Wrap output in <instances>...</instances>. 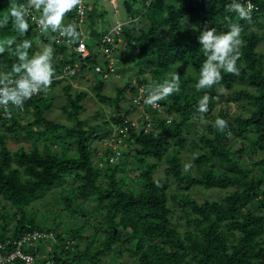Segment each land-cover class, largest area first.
<instances>
[{
    "label": "trees",
    "instance_id": "16d2710c",
    "mask_svg": "<svg viewBox=\"0 0 264 264\" xmlns=\"http://www.w3.org/2000/svg\"><path fill=\"white\" fill-rule=\"evenodd\" d=\"M181 1L191 13L174 0H151L147 7L145 0H117L125 9V19H134L123 28L126 50L121 53L122 65L147 75L116 87L111 97L103 90L108 81L115 79L106 81L96 76L92 92L98 102L106 103L118 115L90 126L79 118L85 92L72 94L71 85L64 86L66 103L61 111L73 122L69 127L51 121L47 113L55 98L48 97L49 90L79 74L56 80L65 67H74L78 60L64 43L70 38L57 42L52 39L57 33L45 35L30 20L28 32L18 33L10 8L27 4V0H0V39H31L30 55L39 51L41 43L52 44L55 69L48 90L28 99L23 110L11 105L0 112V200L12 208L10 212L7 204L0 205L2 241L33 231L51 233L55 242H47L53 246V255L50 251L43 255H51L57 264H113L108 256L120 258L124 253L133 256L136 264H264V63L256 51L260 38L249 30L264 23V0H250L258 9L249 19L228 10L226 5L232 0ZM98 5V0L86 4V21L99 13ZM104 13L97 14L99 19ZM67 18V24L76 25L80 33L76 40L70 39L71 45L83 39L92 53L95 41L106 31L88 28L83 32L74 21L73 10ZM229 23L242 26L239 74L222 71L217 84L197 89L205 59L197 37L211 27L218 33L225 32ZM15 62L16 57L7 49L0 53V74L9 72ZM97 63L98 58L91 54L80 74L91 73L92 65ZM174 72L179 74L180 90L159 100L165 113L173 116L172 122L155 119L152 132L136 135L132 146L139 157L137 167L143 172L141 184L119 176L125 169L126 153L119 169L103 158L99 166L88 148L90 137L104 133L111 122H117L125 94L136 85L149 88ZM237 82L254 88L234 93L233 102L246 101V115H233L231 99L226 96ZM205 93L209 95L208 111L200 113L197 102ZM217 117L227 122L223 130L215 126ZM15 132L29 143L27 149L20 147L12 152L6 145L5 136ZM235 141L239 148L233 150ZM245 153L256 155L253 168L241 163ZM162 164L164 177L155 178L154 172ZM185 165L191 166L185 169ZM66 180L72 184L52 201L55 208L51 207L54 213L49 222L46 215L51 210L50 201L43 198ZM192 189L226 194L198 202L191 195ZM40 206L46 211L38 216ZM69 221L74 228L69 227ZM42 242H34L24 250L34 253V244ZM66 242H71L67 249Z\"/></svg>",
    "mask_w": 264,
    "mask_h": 264
},
{
    "label": "clouds",
    "instance_id": "9594fccd",
    "mask_svg": "<svg viewBox=\"0 0 264 264\" xmlns=\"http://www.w3.org/2000/svg\"><path fill=\"white\" fill-rule=\"evenodd\" d=\"M80 3V0H27V4H13L9 15L14 20L15 29L24 34L29 30V17L33 10L39 12L37 23L41 33H59L62 37L76 40L80 33L76 25L64 23L65 14L70 12ZM230 12H234L242 19H249L252 4L250 0H232L226 5ZM242 26L239 23H229L228 30L217 32L214 27L200 32L197 37L203 49L205 59L199 69V78L196 81L197 89L210 88L222 79V71L239 74L237 61L240 59L241 46L244 41L241 38ZM54 39V37L52 38ZM15 43V47L11 46ZM39 43V41H37ZM33 46L31 39H23L15 42L13 39H0V53L7 49L15 57L11 70L0 74V105H12L22 108L25 102L38 92H46L53 82V47L52 44H42L39 51L29 54ZM180 90V78L178 72L170 74V78L160 82H154L148 88V94L144 98L145 104H155L174 92ZM209 95L205 93L197 102V110L200 113L208 111ZM226 121L217 117L215 126L223 130ZM110 125L107 126L106 131ZM105 131V132H106ZM191 165H185V169ZM45 256V255H43Z\"/></svg>",
    "mask_w": 264,
    "mask_h": 264
},
{
    "label": "built area",
    "instance_id": "2783aa9c",
    "mask_svg": "<svg viewBox=\"0 0 264 264\" xmlns=\"http://www.w3.org/2000/svg\"><path fill=\"white\" fill-rule=\"evenodd\" d=\"M150 1L145 0L144 5L146 7L149 6ZM251 4L253 6L251 12L258 9L253 2ZM72 10L74 13V21L78 26H83L86 22V0H80V3ZM38 16L39 12L33 10L28 19L39 30L37 23ZM33 17L37 19H33ZM133 20L129 18L126 22H116L95 41L92 53L88 50L83 39H79L73 46L71 45L70 39H65L64 43L71 47L78 60L74 67H65L62 74L56 80H63L64 78L80 73L81 67L87 64V60L91 57V54L99 60V63L92 65L91 74L94 77L98 76L106 81L120 79L124 70L121 62V53L126 50L123 28ZM62 39L63 37L59 33L54 36V40L57 42ZM126 94L125 96L127 97L130 111L128 112L127 110L119 113L117 122H111L106 132L100 135L93 134L88 141V148L95 154V162L99 166L103 163L99 160L100 158H103L106 163L112 166L118 165L123 154L134 145L136 135H146L152 132L155 119H166V123H170L173 120V116L165 113V109L159 101L151 105L144 103V98L148 94V87L146 85H136L134 90ZM38 95L39 92L31 98L37 97ZM10 106L0 105V112L8 110ZM20 110H23V108H20ZM49 240L55 242L54 236L51 233L39 231L25 233L17 239H8L6 241L0 239V264H57L51 258L52 254L48 257L43 256L41 252L38 253L37 250L34 253L24 250L34 242H49ZM70 244L71 242H66L65 249Z\"/></svg>",
    "mask_w": 264,
    "mask_h": 264
},
{
    "label": "rangeland",
    "instance_id": "374dc122",
    "mask_svg": "<svg viewBox=\"0 0 264 264\" xmlns=\"http://www.w3.org/2000/svg\"><path fill=\"white\" fill-rule=\"evenodd\" d=\"M99 5L96 9L97 12L103 13L104 15L100 19L97 14H93L92 20H87L85 24L82 26L83 32H87L90 28L93 31L100 32L104 30L105 27L113 26L116 22H126L125 19V9L121 4L117 2V0H98ZM92 2V0H86L87 6ZM112 2V5H111ZM114 2V3H113ZM175 4L182 7L185 11L191 13V8L186 6L182 3L181 0H174ZM98 21V22H97ZM68 22L67 13L65 14V20L64 23ZM94 27H97L95 29ZM89 28V29H88ZM109 28V27H108ZM250 31H253L260 40L258 41L256 45V51L263 56V63H264V23L258 27L251 26L249 28ZM92 45L93 43L90 42ZM42 43L40 44L41 47ZM252 45V42L248 43V47ZM183 72V70H181ZM147 75V72H145L144 75H139V72L136 68H133L132 66L128 65L124 68L123 73L121 74L120 79L118 80H110L107 82L106 86L104 87L103 93L107 96H113L115 94V88L118 86H123L126 82L131 81L134 83L136 80L143 78ZM71 85L72 87V94L73 92H85L84 100L81 102L82 106L84 107L83 111L80 113L79 118L81 120H84L88 123V125H94L96 123H101L103 120H109L111 116H117L118 113L115 111L114 113L111 112V109L108 107L106 103H100L95 97L94 92H92L91 87L96 84L95 77L91 73H79L78 76L75 78H67L64 82H62L59 85H56L54 88H51L48 92V97H55L54 102L52 105V109L47 113V118L54 122H61L65 124L66 126H72L73 122L67 120V118L63 115L61 111V107L66 103V96H65V88L66 85ZM245 89L246 91H253L254 88L250 86L249 83H241L237 82L233 85L231 90H229L226 93V96L231 99V102H229V105L232 107L233 115H240L244 114L246 115L248 113L247 111V104L244 100H237L233 102V99H235L234 93L241 91ZM127 95V94H126ZM123 111L129 110V103L127 101V97L125 96L123 103ZM226 102H222V105H225ZM5 142L6 145L9 147V149L12 152H16L19 150L20 147L28 148L29 143H27L24 139L18 136V134L15 132L13 135L10 134L8 136H5ZM236 142V141H235ZM233 150L239 148V143L236 142L235 145L232 146ZM133 149L130 151H126V159L125 163L123 164L125 166L124 172L120 171L119 176L126 177L128 181H130L132 184H141V177L143 176V172L139 170L137 167L139 163V157L137 154L136 147H132ZM71 154V152H70ZM186 153L184 152L183 155ZM256 155L254 154H248L245 153L242 156L241 163L244 164L246 167L253 168V162H255ZM121 161L118 165H116V168H121ZM164 170V164L160 165L156 171L154 172L155 178H163ZM119 172V170H118ZM195 174V172H194ZM72 182L70 180H66V182L59 188L53 189L50 193H47V195L44 196L43 199L47 200L49 202V207L55 208V203H52V201H56L59 198V195H61V192L65 191L68 186H71ZM175 187L174 184L170 187L171 190H173ZM226 194L225 191H211V190H200V189H192L191 195H193L194 199L198 202H203L204 200H216L220 197H223ZM1 199V198H0ZM43 199L40 200L43 202ZM2 202L0 200V205L2 206ZM7 204V203H5ZM62 205V204H61ZM61 205H58L59 208L62 207ZM8 208L10 212H12V208L7 204L5 206ZM46 210H44L43 206H40L38 208V216H41L42 213H45ZM52 213H54V209H51L47 212L46 220L48 219L49 222L52 221ZM66 213V211H65ZM179 214V212H178ZM177 218V211L174 213V223L176 222ZM61 221H66L65 218H61ZM92 222V221H91ZM69 227L74 228L75 225L72 222H68ZM183 225V224H182ZM182 228V227H180ZM82 245L85 242H81ZM34 247L38 250V253L46 254L49 253L53 255L54 249L53 246L50 243L42 242L40 244H34ZM40 251V252H39ZM109 261H111L113 264L118 262H123L124 264H136L133 256H129V253H124L120 258H115L112 256H108ZM105 260V258H104Z\"/></svg>",
    "mask_w": 264,
    "mask_h": 264
},
{
    "label": "crops",
    "instance_id": "0c3cea01",
    "mask_svg": "<svg viewBox=\"0 0 264 264\" xmlns=\"http://www.w3.org/2000/svg\"><path fill=\"white\" fill-rule=\"evenodd\" d=\"M98 22V21H97ZM109 27V28H108ZM105 27L104 30L107 31L111 28V26ZM95 29H97V27H94Z\"/></svg>",
    "mask_w": 264,
    "mask_h": 264
}]
</instances>
